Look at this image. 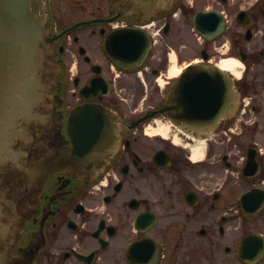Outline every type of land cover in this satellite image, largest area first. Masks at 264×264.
<instances>
[{"label": "flooded vegetation", "instance_id": "af4514ba", "mask_svg": "<svg viewBox=\"0 0 264 264\" xmlns=\"http://www.w3.org/2000/svg\"><path fill=\"white\" fill-rule=\"evenodd\" d=\"M47 10L60 70L22 167L0 170V264H264V0H181L150 18L110 0ZM194 63L236 78L234 114L228 99L169 100ZM83 104L122 120L94 177L51 158L72 147Z\"/></svg>", "mask_w": 264, "mask_h": 264}, {"label": "water", "instance_id": "95a60500", "mask_svg": "<svg viewBox=\"0 0 264 264\" xmlns=\"http://www.w3.org/2000/svg\"><path fill=\"white\" fill-rule=\"evenodd\" d=\"M111 1L120 15L150 18L171 9L179 0ZM47 7V0H0V170L22 167L21 143L33 137L34 127L43 118L40 106L51 98L60 70ZM208 72L197 64L190 66L171 95L173 101L216 104L218 111L217 104L228 99L234 114L240 101L234 78L218 68L213 75ZM183 95L186 98L182 100ZM166 111L167 104L156 113ZM222 116L216 121H222ZM118 121L114 111L101 105L77 107L69 126L73 145L58 155L53 152L51 158L61 160L55 170L82 177H94L103 171L119 149L114 139V124ZM73 160L76 164L69 163ZM246 243L241 249L242 259L246 258Z\"/></svg>", "mask_w": 264, "mask_h": 264}, {"label": "bare ground", "instance_id": "6f19581e", "mask_svg": "<svg viewBox=\"0 0 264 264\" xmlns=\"http://www.w3.org/2000/svg\"><path fill=\"white\" fill-rule=\"evenodd\" d=\"M222 66H223L224 68L232 69V64L229 63V62H224V63L222 64ZM174 73H175V74H178V73H179V70H174Z\"/></svg>", "mask_w": 264, "mask_h": 264}]
</instances>
